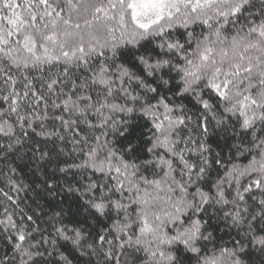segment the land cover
Segmentation results:
<instances>
[{
    "label": "snow or ice",
    "instance_id": "1",
    "mask_svg": "<svg viewBox=\"0 0 264 264\" xmlns=\"http://www.w3.org/2000/svg\"><path fill=\"white\" fill-rule=\"evenodd\" d=\"M0 264H264V0H0Z\"/></svg>",
    "mask_w": 264,
    "mask_h": 264
}]
</instances>
